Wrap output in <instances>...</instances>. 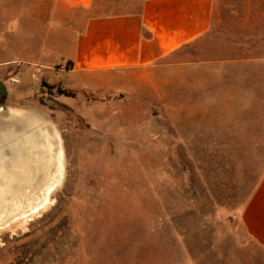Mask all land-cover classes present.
<instances>
[{
	"label": "rangeland",
	"instance_id": "374dc122",
	"mask_svg": "<svg viewBox=\"0 0 264 264\" xmlns=\"http://www.w3.org/2000/svg\"><path fill=\"white\" fill-rule=\"evenodd\" d=\"M139 1L95 0L93 12ZM251 24L258 40L249 50ZM259 26L264 0H217L212 34L186 57L194 63L160 83L162 94L143 82L103 95L79 83L69 62L12 61L11 39L24 46L25 33H4L0 106L41 121L0 142L1 202L15 194L39 209L0 221L8 223L0 227V264H264L239 224L264 172V64H202L237 55L239 40L243 59L264 58ZM207 71L211 93L222 85L226 94H190ZM234 88L241 91L227 95ZM34 155L49 164L47 183L21 190L16 165Z\"/></svg>",
	"mask_w": 264,
	"mask_h": 264
},
{
	"label": "crops",
	"instance_id": "0c3cea01",
	"mask_svg": "<svg viewBox=\"0 0 264 264\" xmlns=\"http://www.w3.org/2000/svg\"><path fill=\"white\" fill-rule=\"evenodd\" d=\"M94 7L95 0H0V49L6 42L4 33L18 34L17 38L25 33L24 46L11 39L10 53L16 52L12 61L69 62L79 83L97 86L103 95L118 86L141 90L143 82L162 94L164 87L160 83L167 76L194 63L185 59L212 34L217 14V0H140L131 10L103 16L94 14ZM249 28L247 48L251 50L252 41L258 40V34L253 32L257 25ZM258 28L263 39L264 26ZM236 49L237 55L207 59L202 64L208 69L210 64L217 65V70L246 62L264 64V58L243 59L240 40L235 42ZM215 74L225 79V73ZM210 78V72H205L201 85L190 88V94H226L222 85L211 93ZM253 87L251 95L257 94ZM238 90L234 88L227 95H235L241 91ZM6 118L10 119L8 115ZM239 224L264 252V172L239 209Z\"/></svg>",
	"mask_w": 264,
	"mask_h": 264
},
{
	"label": "bare ground",
	"instance_id": "6f19581e",
	"mask_svg": "<svg viewBox=\"0 0 264 264\" xmlns=\"http://www.w3.org/2000/svg\"><path fill=\"white\" fill-rule=\"evenodd\" d=\"M2 110H4L5 113L2 112ZM17 112L19 111L14 108L7 107V109H3V107L0 106V142L4 143L5 141H11V135H17L18 133L23 131H30L34 125L38 124V121H41L36 117L37 115L35 116V114H24L22 116ZM7 115L10 117V119L6 118ZM3 118L5 120L1 121V119ZM42 131V134L46 137L45 139L49 140L46 136L47 131L45 132L44 129ZM32 137L33 136L30 137L31 141L29 142L34 144L36 140ZM16 167L19 168L23 173V177L20 179V181L24 187L21 190H27L29 188L31 189L35 185H44L45 183H47L45 181L47 180L46 177L48 176L49 164L46 165V162L41 157L34 155L28 162L19 161ZM34 170L36 172H33ZM15 179L18 178L15 177ZM61 180L62 176L59 178V182H61ZM17 198L15 197V194H11V198H9L8 196L4 197V202H1L0 200V221H3V219H8L10 217H12L14 221L26 220L29 216H32L34 213L39 212L38 208L34 209V207H28L29 209H27L28 204H21L26 203L23 197H19L18 199ZM8 199L10 200L11 204V206L9 205V207L4 204ZM6 211H8V213ZM20 212H22L21 214H23V216L18 217L17 215ZM1 223L0 227L8 225L7 222L4 223L6 225Z\"/></svg>",
	"mask_w": 264,
	"mask_h": 264
},
{
	"label": "water",
	"instance_id": "95a60500",
	"mask_svg": "<svg viewBox=\"0 0 264 264\" xmlns=\"http://www.w3.org/2000/svg\"><path fill=\"white\" fill-rule=\"evenodd\" d=\"M7 94V88L6 86L0 81V95Z\"/></svg>",
	"mask_w": 264,
	"mask_h": 264
}]
</instances>
